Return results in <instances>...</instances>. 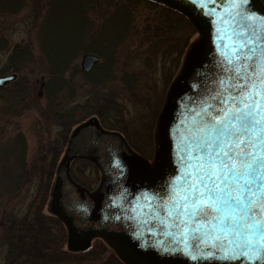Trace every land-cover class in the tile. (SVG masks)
I'll list each match as a JSON object with an SVG mask.
<instances>
[{
    "label": "water",
    "instance_id": "95a60500",
    "mask_svg": "<svg viewBox=\"0 0 264 264\" xmlns=\"http://www.w3.org/2000/svg\"><path fill=\"white\" fill-rule=\"evenodd\" d=\"M152 1L184 15L198 32L158 115L152 161L134 151L120 133L106 130L92 117L69 136L48 209L65 224L71 252L84 251L93 239L101 238L124 264H250L232 244L233 239L237 245L241 242L238 237L222 238L228 249L219 250L212 238L201 235L197 240L191 232L176 233L160 223L166 216L160 198L186 170L181 141L187 140L186 130L208 97L235 83L229 77L245 47L244 29L229 0ZM244 7L254 14L248 30L254 25L258 48L264 49L258 39L264 37V4L248 0ZM99 62L97 55L86 54L82 69L89 72ZM258 71L264 73V67ZM15 79V74L0 75V88ZM78 159L93 163L100 171L94 191L73 180L71 163ZM80 204L87 211L77 207ZM252 264H264V260Z\"/></svg>",
    "mask_w": 264,
    "mask_h": 264
},
{
    "label": "rangeland",
    "instance_id": "374dc122",
    "mask_svg": "<svg viewBox=\"0 0 264 264\" xmlns=\"http://www.w3.org/2000/svg\"><path fill=\"white\" fill-rule=\"evenodd\" d=\"M55 1L26 0L24 8L16 15L0 17V38L7 41V48L0 50V75H16L14 81L0 90V264H6V226L13 215L22 216L28 212L36 195L37 164L43 156L50 158L54 145L61 141L62 123L56 113L74 110L79 120L83 115L77 105L92 100L95 95L93 84L86 85L74 76V95L68 97V90L63 104L58 108L50 107L47 103L43 85L49 75V67L44 58L38 29L48 4ZM66 1L72 8L77 7L73 2H79ZM89 1L91 3L85 2L82 7L88 25L83 24L86 29L81 42L85 49L79 51L74 61L79 66L84 54L100 48V31L104 20L115 11L109 0ZM158 5L161 8L138 3L133 8L132 23L125 32V40L108 55L111 75L106 86L112 92L114 102L122 109L123 124L116 131L125 137L134 151L149 161H152L154 155L155 127L166 93L182 67L190 44L198 38L191 22L180 13L190 23V27L184 31L174 21L167 30V18L175 17L170 10H176L164 4ZM162 27L164 29L161 30ZM17 46L31 52V59L13 66L9 58ZM5 68L7 70L3 71ZM69 76L70 73L67 78ZM18 133H22L26 141L25 163L28 171L25 174H21V168L14 166L15 137ZM71 173L89 191H93L100 181V171L89 162L75 163ZM9 174L10 178H13V174L16 177L22 175L24 182L19 183L20 188H9L15 181H11ZM38 199L31 209L38 204ZM47 210L48 204L44 211ZM90 260L71 264H95V261Z\"/></svg>",
    "mask_w": 264,
    "mask_h": 264
},
{
    "label": "snow or ice",
    "instance_id": "6c2138e0",
    "mask_svg": "<svg viewBox=\"0 0 264 264\" xmlns=\"http://www.w3.org/2000/svg\"><path fill=\"white\" fill-rule=\"evenodd\" d=\"M247 2L229 0L244 29L245 47L229 77L235 83L210 95L186 130V170L160 198L166 212L160 223L197 240L212 238L219 250L228 249L222 238L238 237L233 246L252 264L264 260V73L258 71L264 49L258 48L254 25L248 30L254 14L244 7ZM258 39L264 44V37Z\"/></svg>",
    "mask_w": 264,
    "mask_h": 264
},
{
    "label": "trees",
    "instance_id": "16d2710c",
    "mask_svg": "<svg viewBox=\"0 0 264 264\" xmlns=\"http://www.w3.org/2000/svg\"><path fill=\"white\" fill-rule=\"evenodd\" d=\"M109 1L115 11L104 20V26L102 25L100 31L102 44L100 48L89 51L105 60H102L88 73H83L80 66L74 61L79 56V51L85 49L82 47L81 41L86 29L83 24L88 25V19L82 7H84L85 2L91 3V1L79 0L77 3L72 1V4L78 7L72 8L68 5V1L56 0L54 3L48 4L43 15L38 30L44 58L49 67V75H47L46 82L43 85L47 103L50 107L58 108L63 104L68 90L70 91L68 97L74 95L72 89L74 76H77L80 82L86 85L93 84L95 95L92 100L77 105L83 115V118L79 120L76 119L77 111L74 110L56 113L62 123L61 141L54 145L53 154L50 158L46 159L43 156L37 164L36 195L28 212L22 216L13 215L8 226H6L8 248L6 264H71L90 259V261H95V264H123L115 253L99 239L95 240L92 246L84 252H70L67 249V233L63 222L58 217L51 215L48 210L47 212L44 211L46 204L49 202L58 160L65 149L72 128L96 115L104 128L119 131V127L123 124L122 109L114 102L112 92L106 88L111 75V60H108V55L110 52H114V49L125 40V32L132 23L133 8L138 3H147L161 8V5L149 0ZM25 2L26 0H0V17L16 15L24 8ZM262 2L264 3V0ZM170 12L175 17L169 18L167 16V22H165L167 30L172 22H176L177 27L183 28L184 31L190 27V23L185 17L176 11L170 10ZM5 48H7V41L0 38V50ZM30 54L31 52L27 49L17 46L13 49L9 62L13 66H18L30 61ZM5 70L7 69L5 68L3 71ZM69 73L70 76L67 78ZM26 148L23 134L18 133L15 137L14 166L21 168V174L28 171L25 163ZM77 162L88 163L86 161H74L72 166ZM8 177L10 178V174ZM12 177L10 178L11 181L13 179L15 181L11 183L9 188H20L21 184L19 183L24 182L22 175L16 177L13 174ZM72 177L75 181L84 185L73 175ZM36 199H38V204L31 209Z\"/></svg>",
    "mask_w": 264,
    "mask_h": 264
},
{
    "label": "flooded vegetation",
    "instance_id": "af4514ba",
    "mask_svg": "<svg viewBox=\"0 0 264 264\" xmlns=\"http://www.w3.org/2000/svg\"><path fill=\"white\" fill-rule=\"evenodd\" d=\"M92 54H93V53H92ZM84 55H85V54H84ZM95 55H96V54H95ZM100 58H101V57H100ZM94 67H95V66H94ZM94 67H93V68H94ZM93 68H92V69H93ZM81 69H82V68H81ZM92 69H91V70H92ZM91 70H90V71H91ZM90 71H89V72H90ZM85 73H88V72H85ZM91 190H92V189H91ZM97 239L102 240L101 238H95V239L92 240L91 245H92L93 242H94L95 240H97ZM102 241H103V240H102ZM103 242H104V241H103ZM104 243H105V242H104ZM105 244H106V243H105ZM107 247H108V246H107ZM108 248H109V247H108ZM109 249H111V248H109ZM111 250H112V249H111ZM112 251H113V250H112Z\"/></svg>",
    "mask_w": 264,
    "mask_h": 264
},
{
    "label": "clouds",
    "instance_id": "9594fccd",
    "mask_svg": "<svg viewBox=\"0 0 264 264\" xmlns=\"http://www.w3.org/2000/svg\"><path fill=\"white\" fill-rule=\"evenodd\" d=\"M77 207H79V208H85V210L87 211L86 205L80 204V205H77Z\"/></svg>",
    "mask_w": 264,
    "mask_h": 264
}]
</instances>
